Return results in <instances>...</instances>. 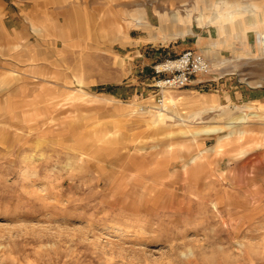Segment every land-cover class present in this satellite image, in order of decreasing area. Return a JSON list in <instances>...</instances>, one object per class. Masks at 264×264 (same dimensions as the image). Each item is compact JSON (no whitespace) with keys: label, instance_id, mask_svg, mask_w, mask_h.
<instances>
[{"label":"rangeland","instance_id":"rangeland-1","mask_svg":"<svg viewBox=\"0 0 264 264\" xmlns=\"http://www.w3.org/2000/svg\"><path fill=\"white\" fill-rule=\"evenodd\" d=\"M223 4L264 12V0H0L4 264H264V44L247 15L229 38L197 25ZM186 51L210 71L166 91L172 126L158 131L153 70ZM202 97L227 113L187 120Z\"/></svg>","mask_w":264,"mask_h":264},{"label":"crops","instance_id":"crops-1","mask_svg":"<svg viewBox=\"0 0 264 264\" xmlns=\"http://www.w3.org/2000/svg\"><path fill=\"white\" fill-rule=\"evenodd\" d=\"M259 9L260 8H258V6H256V5H247V6L242 7L241 5L234 6V5L223 4V6L220 8L219 11H212V12L208 11L207 13H205V12L199 13L196 16L195 21H196L197 25H199V26H211V25H213L218 30V34L220 37L227 36L229 38V36L232 33V30L235 29L236 27L239 30L245 29L246 24H245V19H243V16L247 15V16H249V18H251V20H249L251 22H249L247 24V26L250 25L253 27L252 29H254V31L256 32V36L260 40L259 42H261V38H262L263 44H264V35L259 33L260 32V26L262 25L264 27V12H262V13L259 12ZM194 11H196V9ZM191 14L192 13L187 14V19H189V20L191 19V16H192ZM189 20H187V21L185 20L183 22H185L186 24H189L190 23ZM178 21L180 22L181 18L177 14H174L172 16V22L176 23ZM190 33H191V31L188 30L187 32L181 34L180 36H184L185 34H190ZM217 61H215V62H217ZM165 93H167V92H165ZM202 98H203V101H200L198 104L195 102V105H194V106L200 107L198 109L199 113L189 116L187 118V120L194 121V122H196L197 120H201L202 112L204 113V112H214L216 110H222L223 114L227 113L220 106L215 105L216 101H215L214 97H202ZM194 101H196V100H194ZM165 102H167V105L169 107V111L167 112V116H169L171 118L168 121H172L173 117L171 116L172 115V111H171L172 109L170 107V104L173 102V97L169 96V98H167V94H166V98H165L163 106H162L163 108L160 109L162 112H164ZM154 109H155V112H157V109H159V108L155 107ZM196 115H198V117ZM179 121L184 122V119L179 118ZM167 122H165L164 128H159L158 131H166L169 128H171L172 125L167 124ZM220 128H222L224 130L223 127H220ZM199 129L200 128L195 129L196 131H193L192 134L193 135L200 134V132H198ZM223 130H220V132H223ZM220 132H217L216 134H218ZM185 133H189V131L186 130ZM244 133H245L244 131H241L238 134L244 135ZM233 134H235V133H233ZM231 135L232 134L225 136L223 139L219 140V142L216 144L215 149H217L218 153L221 152L222 141L225 139H229L231 137ZM197 142L198 141H196V140H192L190 143L194 144V146H196V148H198ZM140 144H142V143H140ZM167 148H169V149L173 148V145H171V144L167 145ZM140 150H141V148H139V147L136 148V152H138ZM202 153H203V151H202ZM196 158L198 160H201L202 164L200 166L205 169V166H203L204 159L201 156H196V157L190 158L189 161H187V162L191 164L192 161ZM162 166L164 167V164Z\"/></svg>","mask_w":264,"mask_h":264},{"label":"built area","instance_id":"built-area-1","mask_svg":"<svg viewBox=\"0 0 264 264\" xmlns=\"http://www.w3.org/2000/svg\"><path fill=\"white\" fill-rule=\"evenodd\" d=\"M157 82L156 100L158 108L162 109L166 91L187 87L199 75L210 71V63L201 54L192 51L181 53L175 59H168L154 68Z\"/></svg>","mask_w":264,"mask_h":264},{"label":"bare ground","instance_id":"bare-ground-1","mask_svg":"<svg viewBox=\"0 0 264 264\" xmlns=\"http://www.w3.org/2000/svg\"><path fill=\"white\" fill-rule=\"evenodd\" d=\"M226 27V26H225ZM168 109L164 107V112H162L160 115L158 114L159 112H161L160 109H157V113L154 112L151 114L150 118H151V121L149 122L151 127H161L162 123L165 122V120L168 118L167 117V111ZM221 129L217 126H209V127H205L202 131H204L203 133L205 134H210V133H217L219 132ZM195 161V160H194ZM194 161L192 163H194ZM143 191V190H142ZM218 199V198H217ZM200 202H203V201H200ZM217 202V201H216ZM200 204H203V203H200ZM221 204L218 202L217 203H214V208L216 210V213L217 214H220V212H218V209L221 208L220 206ZM244 254H247L246 252H244ZM2 255H0V264H4L3 262V257H1ZM4 256V255H3ZM6 258V257H5ZM4 258V259H5ZM193 257L192 256H188L186 259L188 262H192L191 259ZM6 260V259H5ZM7 261V260H6Z\"/></svg>","mask_w":264,"mask_h":264}]
</instances>
